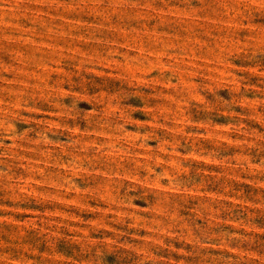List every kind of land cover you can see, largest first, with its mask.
Returning a JSON list of instances; mask_svg holds the SVG:
<instances>
[{
    "label": "rangeland",
    "instance_id": "obj_1",
    "mask_svg": "<svg viewBox=\"0 0 264 264\" xmlns=\"http://www.w3.org/2000/svg\"><path fill=\"white\" fill-rule=\"evenodd\" d=\"M0 264H264V0H0Z\"/></svg>",
    "mask_w": 264,
    "mask_h": 264
}]
</instances>
